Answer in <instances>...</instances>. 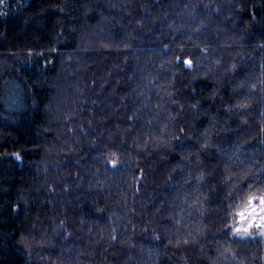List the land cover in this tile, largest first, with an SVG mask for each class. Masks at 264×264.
<instances>
[{
  "label": "trees",
  "instance_id": "obj_1",
  "mask_svg": "<svg viewBox=\"0 0 264 264\" xmlns=\"http://www.w3.org/2000/svg\"><path fill=\"white\" fill-rule=\"evenodd\" d=\"M255 195L264 0H0V264H264Z\"/></svg>",
  "mask_w": 264,
  "mask_h": 264
},
{
  "label": "rangeland",
  "instance_id": "obj_2",
  "mask_svg": "<svg viewBox=\"0 0 264 264\" xmlns=\"http://www.w3.org/2000/svg\"><path fill=\"white\" fill-rule=\"evenodd\" d=\"M254 197H256V199L253 200L252 207H255V212H252V208L249 207L247 204V206L243 208L242 210H240L239 212L244 211L247 208L248 211L246 212V216H248V219L242 218L239 215H237V221L235 223L234 229L237 227H240V228L246 227L249 220L253 221V227L249 229V232L252 233V235L243 236V238H248V237H263L264 238V236H261L258 234L260 231H264V228L255 227L256 223H264L260 220V216H264V212H261L260 208L256 207L259 204V198H261V196L255 195ZM248 213H251V215L249 216ZM234 236L242 238V234H234Z\"/></svg>",
  "mask_w": 264,
  "mask_h": 264
},
{
  "label": "snow or ice",
  "instance_id": "obj_3",
  "mask_svg": "<svg viewBox=\"0 0 264 264\" xmlns=\"http://www.w3.org/2000/svg\"><path fill=\"white\" fill-rule=\"evenodd\" d=\"M185 63H188V61H185ZM255 199H256V197H253L252 199H250L248 201V206L252 208V212H255V207H252L253 200H255ZM256 207H259L260 211L264 212V197L259 198V204ZM247 211L248 210L246 208L244 211L239 212L238 215L240 217H242V218L248 219V216H246V212ZM248 215L250 216L251 213H248ZM260 220L262 222H264V216H260ZM252 227H253V221L249 220V222L247 223L246 227H243V228L237 227V228H235L234 229V234H242V238H243V236H251L252 233L249 232V229L252 228ZM255 227L256 228H264V223H256ZM258 234L261 235V236H264V231H260Z\"/></svg>",
  "mask_w": 264,
  "mask_h": 264
}]
</instances>
